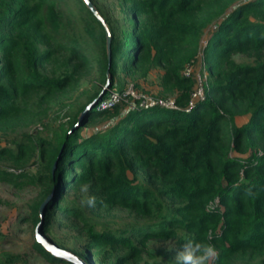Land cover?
<instances>
[{"label": "trees", "instance_id": "trees-1", "mask_svg": "<svg viewBox=\"0 0 264 264\" xmlns=\"http://www.w3.org/2000/svg\"><path fill=\"white\" fill-rule=\"evenodd\" d=\"M92 2L113 35L111 63L108 33L86 0H0L1 132L43 124L94 79L68 122L0 147L13 168L0 167V182L32 187L26 219L89 264H138L148 243L171 239L211 243L216 264H264V0H119L121 17ZM201 59L203 98L187 75ZM154 70L161 100L175 107L127 94ZM113 93L121 102L101 108ZM84 183L94 208L80 204ZM101 212L135 222L99 229ZM34 249L74 264L38 236ZM22 261L0 253V264Z\"/></svg>", "mask_w": 264, "mask_h": 264}, {"label": "rangeland", "instance_id": "rangeland-1", "mask_svg": "<svg viewBox=\"0 0 264 264\" xmlns=\"http://www.w3.org/2000/svg\"><path fill=\"white\" fill-rule=\"evenodd\" d=\"M97 1L106 7L107 10H111L117 17L122 16L119 11V0ZM238 59L240 62L245 61L244 58ZM202 68L203 61L201 59L197 65L190 69V74L196 80L197 95L200 98H203V83L207 79V72L205 69L202 70ZM161 74L162 71L160 70L152 71L148 78L140 79L139 88H135L133 83H129L127 94L130 93L132 97L137 99L144 98L146 103L161 100L159 93ZM92 80L94 79H86L78 91H75L73 95H69L71 97L63 98L60 103L52 107L49 118L44 123L42 122L44 125L37 122L26 129L18 128L16 131H9L7 133L0 131V147L8 146L13 148L15 142L24 132L43 135L46 132V127H49V130H51L62 123L68 122L71 110H73V107L76 109L75 106L79 99L83 102L87 100V96L82 95L81 92L87 88H91L90 81ZM169 102H172V100ZM101 108H105L104 105ZM240 122L242 123L241 120ZM0 167H6L7 170L13 172V168L7 163L0 162ZM14 171L17 173L21 172L18 170ZM35 196L36 191L32 187L16 189L9 184L0 182V253L10 252L21 256L23 261L19 264H53L34 249V242L38 236V228L26 219L29 210L28 205ZM134 222V219L125 212H116L110 215L106 212H101L99 219H97V227L116 232L129 228ZM66 231L67 228H60L58 236H65ZM45 235L50 239L48 234L45 233ZM181 246L174 239L148 243L138 264H172L171 261L174 260L176 251Z\"/></svg>", "mask_w": 264, "mask_h": 264}, {"label": "clouds", "instance_id": "clouds-1", "mask_svg": "<svg viewBox=\"0 0 264 264\" xmlns=\"http://www.w3.org/2000/svg\"><path fill=\"white\" fill-rule=\"evenodd\" d=\"M90 184L84 183L80 185V192L85 194L80 200L82 206L94 208L97 205V197L95 195H87L90 190ZM103 204V201H100ZM207 239H212V234L207 233ZM219 253L214 245L207 242H198L191 239L184 241L182 246L177 249L172 264H216Z\"/></svg>", "mask_w": 264, "mask_h": 264}, {"label": "water", "instance_id": "water-1", "mask_svg": "<svg viewBox=\"0 0 264 264\" xmlns=\"http://www.w3.org/2000/svg\"><path fill=\"white\" fill-rule=\"evenodd\" d=\"M86 2L89 4V7L93 10V12L95 13V15L97 16V18L100 20V22H102V24L104 25L107 33H108V39H109V50H110V63H111V46H112V32L110 29V26L107 22V20L104 18V16L102 15V13L97 9V7L94 5V3L92 2V0H86ZM111 80H112V75H111V64L108 70V84L105 88V92L104 94H107V92L111 89ZM102 97L94 102L90 108L86 111V113L82 116V120L85 119L86 117L90 116L92 114L93 109L95 108V106L101 102ZM38 239L40 241L41 244L45 245L47 247V249L54 254L56 257H59L61 259H65L68 260L74 264H89L86 260L80 258L79 256L63 250L62 248H60L59 246H57L56 244H54L46 235H45V226L43 225L39 230H38Z\"/></svg>", "mask_w": 264, "mask_h": 264}, {"label": "built area", "instance_id": "built-area-1", "mask_svg": "<svg viewBox=\"0 0 264 264\" xmlns=\"http://www.w3.org/2000/svg\"><path fill=\"white\" fill-rule=\"evenodd\" d=\"M190 69H191V68H190ZM190 69H189L188 72H187V75H188V76L191 75V74H190V72H191ZM128 95H131V94L129 93ZM195 96H196V97H199V95H197V93H196ZM121 100H122V99H121V97H120L118 94L113 93V94H111V98L108 99V100H106L105 102H103L102 105H104V107H105L106 109H108V108H111V107H113L114 105L120 103ZM157 104H159V105H161V106H165V107H175V105H174V101H172V102L165 101V102H164V100H159V101H156V102L153 101V102H149V103H146V100H145L144 106H145V107H152V106L157 105Z\"/></svg>", "mask_w": 264, "mask_h": 264}]
</instances>
